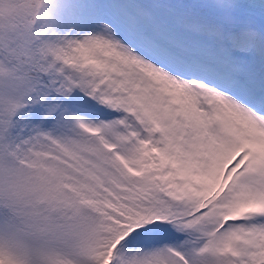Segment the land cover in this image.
Returning <instances> with one entry per match:
<instances>
[{"label":"snow or ice","instance_id":"1","mask_svg":"<svg viewBox=\"0 0 264 264\" xmlns=\"http://www.w3.org/2000/svg\"><path fill=\"white\" fill-rule=\"evenodd\" d=\"M31 9L0 20V264H264V0Z\"/></svg>","mask_w":264,"mask_h":264},{"label":"rangeland","instance_id":"2","mask_svg":"<svg viewBox=\"0 0 264 264\" xmlns=\"http://www.w3.org/2000/svg\"><path fill=\"white\" fill-rule=\"evenodd\" d=\"M186 2H201V0H186ZM247 3L248 0H241ZM31 0H4V7L0 10V20L4 23L19 24L22 19L31 18ZM206 11V10H202ZM241 24H252L255 26L260 25L258 15L251 14L249 10H241L238 16ZM210 40L209 37H200L202 40Z\"/></svg>","mask_w":264,"mask_h":264},{"label":"clouds","instance_id":"3","mask_svg":"<svg viewBox=\"0 0 264 264\" xmlns=\"http://www.w3.org/2000/svg\"><path fill=\"white\" fill-rule=\"evenodd\" d=\"M33 3V0H31V5ZM28 19H22L18 25L22 26Z\"/></svg>","mask_w":264,"mask_h":264},{"label":"bare ground","instance_id":"4","mask_svg":"<svg viewBox=\"0 0 264 264\" xmlns=\"http://www.w3.org/2000/svg\"><path fill=\"white\" fill-rule=\"evenodd\" d=\"M206 40H207V38H206Z\"/></svg>","mask_w":264,"mask_h":264}]
</instances>
